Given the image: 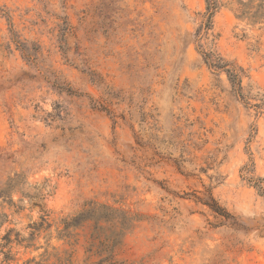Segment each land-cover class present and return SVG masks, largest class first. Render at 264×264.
Here are the masks:
<instances>
[{
  "label": "rangeland",
  "instance_id": "1",
  "mask_svg": "<svg viewBox=\"0 0 264 264\" xmlns=\"http://www.w3.org/2000/svg\"><path fill=\"white\" fill-rule=\"evenodd\" d=\"M218 1L244 98L206 0H0V264H264V0Z\"/></svg>",
  "mask_w": 264,
  "mask_h": 264
},
{
  "label": "trees",
  "instance_id": "2",
  "mask_svg": "<svg viewBox=\"0 0 264 264\" xmlns=\"http://www.w3.org/2000/svg\"><path fill=\"white\" fill-rule=\"evenodd\" d=\"M206 2H207V11L203 16L204 22L201 28L198 30V41L200 43L199 51L201 52L204 62L208 66V68L216 73H225L228 77V80L231 84V87L235 95L244 98V94H243V77L245 76L244 69L239 67L235 63L227 62L221 56V54H219L215 49H207V47H205V45L203 44V40H205L208 36V31L210 30L212 19L219 10L218 0H206ZM205 204L208 205L211 208V210L214 211L215 213H218L219 215L225 217L229 216V214H227L226 211L218 205V203L215 201V199L212 196L209 197L208 201H205ZM115 246L116 245H114V248ZM111 253H114V251H112Z\"/></svg>",
  "mask_w": 264,
  "mask_h": 264
}]
</instances>
